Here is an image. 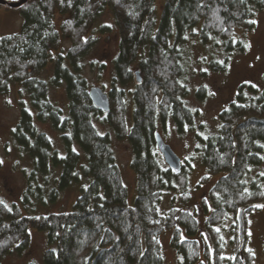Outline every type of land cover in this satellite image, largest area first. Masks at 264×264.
<instances>
[{
	"label": "trees",
	"instance_id": "trees-1",
	"mask_svg": "<svg viewBox=\"0 0 264 264\" xmlns=\"http://www.w3.org/2000/svg\"><path fill=\"white\" fill-rule=\"evenodd\" d=\"M17 8L20 29L0 32V93L18 94L11 135L30 168L19 201L0 196V260L21 253L34 229L47 238L43 264H92L100 250L96 264H164L161 237L169 231L177 264H258L239 235L238 214L244 224L264 205V85L242 82L212 131L196 125L188 96L207 93L203 84L193 91L194 75L225 70L246 49L264 0H164L160 9L156 0H27ZM105 12L119 35L108 112L94 106L85 73L97 41L93 26ZM52 87L64 88V105L51 97ZM38 122L60 132L62 150ZM169 122L195 137L179 172L155 141ZM113 134L131 146V199ZM194 160L205 170L197 182ZM210 180L198 209L194 192ZM72 185L78 191L69 209L46 210Z\"/></svg>",
	"mask_w": 264,
	"mask_h": 264
},
{
	"label": "rangeland",
	"instance_id": "rangeland-1",
	"mask_svg": "<svg viewBox=\"0 0 264 264\" xmlns=\"http://www.w3.org/2000/svg\"><path fill=\"white\" fill-rule=\"evenodd\" d=\"M163 1L156 0L157 8L160 9ZM55 15V22L58 26L62 16L57 12ZM21 20L22 17L18 8L0 4V32L18 31ZM102 26H106V29L102 30ZM93 28L97 41L86 56L85 73L89 76L92 85H98L106 91L112 76V61L118 50L119 35L112 16L108 12L98 17ZM245 38L246 49L232 55L225 70H208L205 75H194L192 77L193 91L200 84H203L207 90L203 98H198L193 92L188 96L189 104L198 110L196 125L202 124L209 131L214 130L218 124L219 112L234 99L237 88L242 82H251L258 86L264 85V10L257 15L254 27L246 34ZM193 52L195 57L202 53L199 48H194ZM91 63L94 65L90 66ZM50 94L60 105L66 103L63 87H52ZM17 98L18 94L15 89L0 93V196L7 203L19 201L25 184V171L30 168V158L19 150L11 135V130L20 113ZM38 125L51 136L54 145L62 150L60 132L49 122H38ZM99 125L102 130L106 129L104 125ZM163 137L182 159L189 157L195 147L193 131L188 130L186 133L180 134L172 122H169ZM113 147L124 181L130 191L129 199H131L135 186V172L131 167L132 152L130 143L126 139L117 138L113 134ZM192 162L196 166L192 173V180L197 182L205 170L198 161L194 160ZM258 169L264 171V164ZM210 183L211 180L194 192L192 203L196 204L198 209L201 207L199 201ZM77 189L76 185L64 189L59 199L46 210L61 211L69 209L77 195ZM247 220L243 224L245 228L241 233L246 236L247 246L256 253L258 264H264V207L248 214ZM223 226V239L227 243V247L228 241L233 237L230 230V221L225 222ZM169 239V231L164 232L161 237L164 264H177L176 254L170 245ZM47 246L45 233L32 229L27 247L21 253L7 254L0 260V264H26L28 261L43 264L42 254ZM227 248L230 249V246Z\"/></svg>",
	"mask_w": 264,
	"mask_h": 264
},
{
	"label": "water",
	"instance_id": "water-1",
	"mask_svg": "<svg viewBox=\"0 0 264 264\" xmlns=\"http://www.w3.org/2000/svg\"><path fill=\"white\" fill-rule=\"evenodd\" d=\"M27 0H17V1H9V0H0V4H3L8 7H19L23 3H25ZM135 74L137 76V79L140 80L139 71L136 70ZM89 96L94 104V106L103 112H108L110 110V102L108 94L105 90H103L102 87L98 85H91L89 89ZM155 141L157 144L158 149L160 150L161 154L164 157L165 162L168 164V166L174 171L179 172L182 166V159L177 154V152L172 148V146L165 141L163 136L159 131L155 133ZM239 218V229H240V235L242 234V210L239 211L238 214ZM103 250H100L96 257L94 258L92 264H96V261L98 257L101 255Z\"/></svg>",
	"mask_w": 264,
	"mask_h": 264
},
{
	"label": "snow or ice",
	"instance_id": "snow-or-ice-1",
	"mask_svg": "<svg viewBox=\"0 0 264 264\" xmlns=\"http://www.w3.org/2000/svg\"><path fill=\"white\" fill-rule=\"evenodd\" d=\"M262 175H264V173H262ZM258 207H264V206H260V205H258Z\"/></svg>",
	"mask_w": 264,
	"mask_h": 264
},
{
	"label": "flooded vegetation",
	"instance_id": "flooded-vegetation-1",
	"mask_svg": "<svg viewBox=\"0 0 264 264\" xmlns=\"http://www.w3.org/2000/svg\"><path fill=\"white\" fill-rule=\"evenodd\" d=\"M240 237H242V236H240Z\"/></svg>",
	"mask_w": 264,
	"mask_h": 264
}]
</instances>
